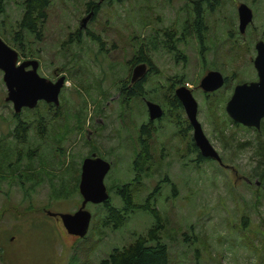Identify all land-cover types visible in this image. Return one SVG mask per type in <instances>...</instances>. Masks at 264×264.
<instances>
[{
  "label": "rangeland",
  "instance_id": "obj_1",
  "mask_svg": "<svg viewBox=\"0 0 264 264\" xmlns=\"http://www.w3.org/2000/svg\"><path fill=\"white\" fill-rule=\"evenodd\" d=\"M21 1H0L1 40L17 51L19 61L36 59L40 76L51 81L63 76L64 82L56 112L39 100L15 113L4 100L0 71V264H98L112 248L146 233L153 218L140 208L126 212L113 228L101 224L100 203H86L90 220L83 237L67 234L58 218L41 210L78 207L74 176L92 152L110 162L103 177L110 204L120 207L115 186L128 183L134 204L147 198L157 210L167 264H264V177L258 176L264 169V130L256 138L252 129L231 125L223 110L232 79L254 76L249 59L253 42L264 34V0H217L210 10L203 5L201 45L191 32H179L192 17L190 0H103L80 29L89 0H50L39 38L25 33L15 41ZM238 2L252 13L243 33L237 31ZM86 29L100 36L101 49L84 36ZM163 31H172L174 51L164 46ZM137 48L155 70L145 83L149 90L158 87L151 100H162L170 76L181 78L195 100L203 134L226 166L212 159L197 162L195 152L184 150L191 130L180 139L164 118L150 144L152 158L133 179L135 131L145 108L137 98L122 103L116 89L127 81ZM209 69L225 75L229 85L204 94L197 84ZM14 114L27 123L22 143L10 135ZM11 235L14 241H8Z\"/></svg>",
  "mask_w": 264,
  "mask_h": 264
},
{
  "label": "water",
  "instance_id": "obj_2",
  "mask_svg": "<svg viewBox=\"0 0 264 264\" xmlns=\"http://www.w3.org/2000/svg\"><path fill=\"white\" fill-rule=\"evenodd\" d=\"M103 0H98L101 2ZM92 15L89 11L79 20V28L84 27L85 22ZM237 31L242 33L245 26L251 22L250 8L243 2L236 6ZM255 56L253 66L257 72V81L240 83L234 86L231 96L224 104L226 115L234 122L244 126L259 128V120L264 116V45L261 40L254 44ZM38 62L33 58L18 60L17 52L5 44L0 38V71L6 95L5 101L11 103L13 112L17 113L21 108H33L37 101L42 100L53 105L58 104L57 95L63 84V76L51 81L37 73ZM144 63L132 67L129 81L132 82L143 74ZM223 82L218 71H207L199 81V87L205 91L218 88ZM175 95L182 105L191 127V139L201 156L216 160L220 159L205 135L196 119V103L190 90L181 86L175 90ZM147 112L150 118L157 117L161 113L160 107L150 101H146ZM109 169V162L91 153L82 158L77 181V190L81 197L78 207L72 212L56 213L45 210L48 216H56L67 234L83 237L87 231L90 213L84 208L86 203L98 204L107 199V191L103 184V177Z\"/></svg>",
  "mask_w": 264,
  "mask_h": 264
},
{
  "label": "trees",
  "instance_id": "obj_3",
  "mask_svg": "<svg viewBox=\"0 0 264 264\" xmlns=\"http://www.w3.org/2000/svg\"><path fill=\"white\" fill-rule=\"evenodd\" d=\"M2 1V0H0ZM202 1V2H201ZM199 3L195 4V8L199 11L200 3H203L206 7H211V2L218 4L217 0H201ZM50 0H22L20 3L21 11L20 17L16 22V30L13 35V40L18 41L22 40L23 34H31L36 39L39 38L42 23L46 18V9L49 5ZM86 9H91L93 15L96 14L98 8L95 3L91 0L85 3ZM196 11V14H197ZM78 31H75V42H79L80 37ZM84 36L89 37L91 40L96 41L99 43V49L102 48V42L100 41L99 35L93 34L88 30H85ZM70 37L67 38L65 42L70 41ZM172 48V47H171ZM22 52V51H19ZM145 60V58L141 54V50L138 49V57L133 56L128 62L129 64H133L137 61ZM139 83H135L130 88H127L126 83L124 82L123 85L120 87V94L122 95V103L127 104L130 97L135 95L138 91H140ZM142 94V92H140ZM177 102V101H173ZM177 104V103H176ZM52 108V112H56L58 110V106L48 105V109ZM17 114H14L15 123L10 131L11 137L18 143H22L24 141V136L26 132L27 123H24L23 120L17 119ZM41 123V122H40ZM44 129V125L38 126V135L41 137L42 131ZM141 145L144 147V143L141 142ZM145 148V147H144ZM189 150L196 151L193 143L191 141L188 142ZM263 147H260L262 151ZM14 156V155H13ZM19 157V153L15 157L16 159ZM27 157V156H26ZM7 156L5 157V160ZM207 158L201 157L198 153H196V160L201 162L206 160ZM4 160V162H5ZM146 157L144 156L142 159L139 156H134L131 160V169L133 171V179L136 181L139 176V172L143 170V165L145 164ZM9 163H6L5 169L8 170ZM2 165H0V177H3L1 171ZM258 172L259 178L264 177V169H259ZM9 172L11 170H8ZM23 175V174H22ZM77 175V174H76ZM20 174H17L16 179L18 184H22L21 180L23 178L20 177ZM27 176V175H26ZM15 178V177H14ZM258 178V179H259ZM78 180V176H74V189L76 190V183ZM115 193L120 200V207H115L110 204L107 199L101 202V206L105 213L104 219L101 221V224L110 223L111 227L115 228L118 227L122 220L125 217L126 212L131 211L134 208L143 209L145 212L149 213V215L153 218L152 225L147 229L144 235H137L135 236L130 242L126 245H123L120 248H112L108 254L99 260L98 264H167V249L166 246L160 242L159 240V230L161 229V222L160 217L157 210L150 206L148 199L146 198L143 204L137 205L133 203L132 200V193L128 183H124L121 185L115 186ZM149 196V195H148ZM31 209L27 208V211ZM3 250H0V253Z\"/></svg>",
  "mask_w": 264,
  "mask_h": 264
},
{
  "label": "flooded vegetation",
  "instance_id": "obj_4",
  "mask_svg": "<svg viewBox=\"0 0 264 264\" xmlns=\"http://www.w3.org/2000/svg\"><path fill=\"white\" fill-rule=\"evenodd\" d=\"M199 1L201 0H190V3H191V12H192V17L191 19H185L183 20L182 22V26H181V30L179 31L180 34H185L187 32H191L194 36V38H196V41L197 43H199L201 45L202 43V30H203V3H200L199 5V11H197V9L195 8V4L199 3ZM202 2V1H201ZM239 3V2H238ZM237 3V4H238ZM96 6L98 4V2L95 3ZM214 3L211 2V7H207L208 10H210L212 8V5ZM237 6V5H236ZM251 10V9H250ZM85 11L86 13H88L89 11H92L91 9H86L85 8ZM196 11H197V14H196ZM85 13V14H86ZM84 14V15H85ZM83 15V16H84ZM93 18L94 15H93V12H92V15L89 17V18ZM188 20V21H187ZM190 20V21H189ZM185 22V24H184ZM190 22V23H188ZM79 25V23H78ZM249 25V23L247 24ZM246 25V26H247ZM245 26V27H246ZM85 27V26H84ZM82 27V28H84ZM79 28V27H78ZM80 29V28H79ZM87 30V29H86ZM245 30V29H244ZM78 33H79V30L77 29ZM90 31V30H88ZM204 31V30H203ZM85 32V30H84ZM91 33H93L92 31H90ZM244 32V31H243ZM242 32V33H243ZM94 34V33H93ZM163 35H164V46L166 47V49L168 50H172L174 51V46H173V41L171 40L172 39V31L171 32H166V31H163ZM90 41L94 42L96 45H97V48H99V43H97L96 41L94 40H91L89 37H87ZM100 38V36H99ZM101 39V38H100ZM257 40H261L263 45H264V34L261 36V39H256L253 44H252V47H253V51H254V55L252 58L249 59L250 61V65L252 67V70H253V73H254V76L252 78H249V79H245V80H242V79H239V80H234L232 79V82L230 84V90H229V94L227 96V99L231 96L232 92H233V89H234V86L237 85V84H240V83H249V82H255L257 81L258 77H257V72L253 66V58L255 56V48H254V44ZM101 41V40H100ZM172 41V42H171ZM102 42V41H101ZM172 47V48H171ZM17 52V51H16ZM137 52H138V48H137ZM135 56L138 57V54H136ZM143 56V55H142ZM145 60H141V61H137L133 64H130V67L128 68L129 69V74H128V79L127 81L125 82L126 83V86L127 88H130L131 86H133L135 83H139V86L141 87L140 88V91H138L137 93H135V95L131 96L130 98L133 99V98H137L138 100H140L142 103H143V107L145 108V120L144 121H141L138 123L137 127H136V131H135V138H134V142H135V150H134V154H133V157L134 156H139L141 159L145 156L146 157V161H145V164L143 165V170L144 168L146 167V165L148 164V162L150 161V159L152 158L151 156V141H152V138H153V135L154 133L156 132L157 130V127H158V123L160 120L164 119V118H168V120L170 122H172V125L174 127V135L178 136L180 139H183V137H186V134H187V130H191V127L189 126V123H188V120L186 118V115H185V112L182 108V105L181 103L179 102L178 98L176 97L175 95V90L181 86H184L185 88H188L187 85L185 83L182 82V79L181 78H175L174 76H170L168 80V84L164 87V91L162 89V100L160 102H156V101H153L151 100L150 98V93H153L154 91H158V87H154V89H146L145 88V83L147 82V76L149 74H154L155 70L154 68L152 67V64L150 63V61L145 57ZM139 63H144L145 64V69L143 71V74L138 77L137 79H135L134 81L130 82L129 81V77H130V73H131V69L134 65L136 64H139ZM209 70H215V69H209ZM207 70V71H209ZM206 71V72H207ZM215 71H218V70H215ZM205 72V73H206ZM219 72V71H218ZM204 73V74H205ZM220 73V72H219ZM203 74V75H204ZM221 76H222V79H223V82L222 84L212 90V91H208V92H205L203 91L200 87H199V81L201 79V76L198 80V87L201 89V91L204 93V94H210V93H213L217 90H219L220 88H224L226 87L227 85H229V81L227 79V77L225 75H223L222 73H220ZM59 77V76H58ZM63 82H64V78H63ZM123 81H121L118 85H117V93H116V97L117 99L119 100H122V95L120 94V87L123 85ZM63 85V84H62ZM162 85H160L159 87H161ZM189 89V88H188ZM190 90V89H189ZM140 92H142V94H140ZM191 93V92H190ZM42 101V100H40ZM146 101H150V102H154L156 103L160 109H161V113L159 116L157 117H153V118H150L149 117V114L147 112V107L145 105V102ZM173 101H177V102H173ZM44 102V101H42ZM226 102V101H225ZM45 104L49 105L51 103H47V102H44ZM177 103V104H176ZM225 104V103H224ZM53 105V104H52ZM55 106V105H53ZM57 106V105H56ZM55 106V107H56ZM25 108V107H23ZM22 109V108H21ZM223 110H224V106H223ZM225 112V111H224ZM18 113V112H17ZM226 114V113H225ZM228 117V116H227ZM229 122L231 125H234V126H238V127H242L244 129H252L256 135V138H258L259 135H261L263 133V130H264V116L260 118L259 120V128L256 129L254 128L253 126H244L240 123H237V122H234L232 121L229 117ZM190 139H191V136H190ZM141 142L144 143V147L143 145H141ZM191 142H192V139H191ZM193 143V142H192ZM260 143V142H259ZM194 145V144H193ZM195 147V146H194ZM187 149L189 150L188 148V143L184 145V150L185 152L187 151ZM196 151H193L195 152V157H196V153L199 154L198 152V149L195 147ZM214 149V148H213ZM215 150V149H214ZM192 151V150H191ZM216 151V150H215ZM93 153V152H92ZM217 153V152H216ZM91 154V153H90ZM89 154V155H90ZM87 155V156H89ZM95 155V154H94ZM200 155V154H199ZM218 155V154H217ZM97 156V155H95ZM201 156V155H200ZM86 157V156H85ZM100 157V156H99ZM203 157V156H201ZM219 157V155H218ZM84 158V157H83ZM102 158V157H101ZM205 158V157H203ZM207 159H211V158H207ZM220 159V157H219ZM82 160V159H81ZM214 160V159H212ZM197 161V160H196ZM215 162H217L216 160H214ZM109 162V161H108ZM198 162V161H197ZM218 163V162H217ZM219 164V163H218ZM221 166H226L225 164H223L221 162V159H220V164ZM109 166H110V162H109ZM79 169H80V165H79ZM143 170H141V172H139V175L143 172ZM78 175H79V170H78ZM41 210L45 213V209L41 208ZM48 216V215H47ZM48 217H51V218H57L56 216H48ZM15 239V236L11 235L9 236L8 238V241H14Z\"/></svg>",
  "mask_w": 264,
  "mask_h": 264
}]
</instances>
